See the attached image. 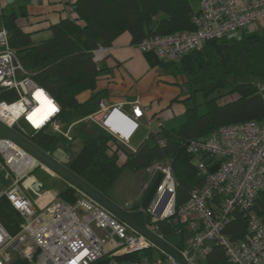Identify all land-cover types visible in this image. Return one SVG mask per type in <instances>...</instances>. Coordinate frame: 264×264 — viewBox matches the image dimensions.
<instances>
[{
	"label": "built area",
	"instance_id": "built-area-1",
	"mask_svg": "<svg viewBox=\"0 0 264 264\" xmlns=\"http://www.w3.org/2000/svg\"><path fill=\"white\" fill-rule=\"evenodd\" d=\"M63 6L67 14L72 11L67 4ZM192 21V29L144 38L136 44L137 48L143 53H154L162 61L177 62L207 40L238 37L245 29L264 21V0H201ZM109 50L110 47L100 46L94 51L107 54ZM255 86L264 96V80ZM0 88L12 89L16 95L11 101L0 99V121L23 135L49 131L73 142L74 127L89 123L135 150L130 139L146 111L138 98L128 102L130 114L121 111L119 104L100 100L91 113L69 123L61 122L59 104L26 71L9 44V32L4 27L0 28ZM41 103L45 109L38 116L42 118L34 122L30 114ZM21 121L30 131L21 127ZM157 143L164 144L162 139H157ZM186 150L194 156L201 178L199 185L184 203L176 206L171 163L155 161L148 166L145 190L157 173L162 174V179L144 210L146 226L158 233L157 223L172 216L187 223L191 235L179 249L195 264L209 254L213 241L223 246L232 264H264V213L259 214L254 206L264 190V119L219 126L206 137L189 140ZM47 152L65 165L69 161L61 146ZM39 166L33 156L12 141L0 139V197L9 201L21 219L19 230L13 235L0 224V264H11L15 256L28 264H96L104 257L107 260L97 264H180L167 256L119 260L118 256L152 246L79 192L75 203L54 198L40 205L49 192L42 191L44 185L34 174ZM30 193L37 197L30 198ZM124 207L134 209L129 204ZM237 211L245 217L247 232L243 238L233 240L224 233V227ZM109 240L113 247L105 251L103 246Z\"/></svg>",
	"mask_w": 264,
	"mask_h": 264
},
{
	"label": "trees",
	"instance_id": "trees-1",
	"mask_svg": "<svg viewBox=\"0 0 264 264\" xmlns=\"http://www.w3.org/2000/svg\"><path fill=\"white\" fill-rule=\"evenodd\" d=\"M60 2L70 6L72 11L50 27V36L45 39L36 40L31 33L20 28L14 14L4 19V25L9 32V44L16 50L26 71L59 104L58 118L63 123L97 108L100 92L96 91V81L100 69L96 60L98 52L94 51L96 48L110 47L122 32H128L131 42L137 44L151 36L192 29V17L197 12L189 0ZM252 27L238 37L207 40L177 62L159 59V63L169 66L185 79L191 92L189 99H193L196 92L202 94L207 109L198 113L196 106H186L185 121L178 128L164 129L161 126L156 132H149L134 151L126 150L105 131L89 123H79L74 127V141L80 145L74 148L72 142L70 152L64 145L69 147L71 143L49 131L34 132L29 137L49 152L63 145L69 155L66 165L110 198L111 190L125 168L144 172L155 161H169L176 181L175 205L179 206L201 181L194 156L186 150L187 142L206 137L222 125L264 119V96L257 92L255 86L256 82L264 80V25L257 29ZM85 92H90V96L80 101L78 96ZM15 98L12 89L0 88V99L11 101ZM157 139H162L164 144L160 146ZM59 195L69 203H75L79 197L77 191L67 184ZM139 205L137 203L132 208L137 209ZM254 206L259 214L264 213V190ZM20 222L17 211L5 197H0V224L13 235L19 230ZM157 224L158 233L178 248H183L184 243L181 245L169 239L177 236V228L184 232L183 223L172 216ZM246 232L245 217L237 211L224 227V233L236 240L243 238ZM142 256L166 258L153 247L117 258L129 261ZM106 260L104 257L97 263ZM11 264L28 263L15 256ZM199 264L232 263L227 260L223 246L213 241L209 254Z\"/></svg>",
	"mask_w": 264,
	"mask_h": 264
},
{
	"label": "crops",
	"instance_id": "crops-1",
	"mask_svg": "<svg viewBox=\"0 0 264 264\" xmlns=\"http://www.w3.org/2000/svg\"><path fill=\"white\" fill-rule=\"evenodd\" d=\"M189 1L197 11L201 0H194V4ZM12 14L20 28L31 33L34 39L41 40L50 36V27L58 23L63 15L66 16L67 11L60 0H0V28H5L4 19ZM96 60L100 69L96 81V91L100 92L98 101L119 104L121 111L130 114L131 107L128 102L138 98L146 107L145 113L139 119L138 128L142 126L148 133L151 130L156 132L161 126L165 129L164 122L160 121L161 117L170 118L173 115L174 111L170 106L178 103L175 101H180V95L183 94L175 72L169 66L159 63L154 53L140 52L137 45L131 42L128 32L120 33L113 40L107 54L96 53ZM180 78L183 81L181 75ZM89 96L90 92H85L80 94L78 99L83 101ZM179 103L185 105L184 102ZM132 146L136 148L138 145ZM123 147L131 151L124 145ZM140 172L139 188L132 202L122 203L112 190L111 198L122 206L129 204L132 207L140 204L147 191L143 187L140 188L141 183L146 181L143 179L145 171ZM181 223L184 224L185 230L181 233L179 229L176 238L177 243L182 245L191 235V229L187 223Z\"/></svg>",
	"mask_w": 264,
	"mask_h": 264
},
{
	"label": "water",
	"instance_id": "water-1",
	"mask_svg": "<svg viewBox=\"0 0 264 264\" xmlns=\"http://www.w3.org/2000/svg\"><path fill=\"white\" fill-rule=\"evenodd\" d=\"M2 138L9 139L19 148L33 156L43 168L49 171V173L57 176L68 186L109 212L112 216L125 224L131 231L144 237L152 247L163 255L180 264H195L190 262L176 245L146 226L144 210L153 198L162 179L161 173H157L152 180L140 202L139 208L127 209L106 194L100 192L86 180L74 173L67 165L58 161L47 151L36 145L29 136L19 133L0 121V139Z\"/></svg>",
	"mask_w": 264,
	"mask_h": 264
},
{
	"label": "rangeland",
	"instance_id": "rangeland-1",
	"mask_svg": "<svg viewBox=\"0 0 264 264\" xmlns=\"http://www.w3.org/2000/svg\"><path fill=\"white\" fill-rule=\"evenodd\" d=\"M191 1L194 4V2H193L194 0H191ZM261 25H264V21H259L257 24L252 25L253 26L252 29H257V28L261 27ZM175 74H176L177 81L179 82L180 86L182 87V93L183 94L180 95V99H181L180 101H175L178 103H176V104L173 103L170 106V109H172L174 111L173 115L170 118H165L163 116L161 117L160 121L164 122V127L166 129L178 128L185 121L184 108L186 106H192V105L196 106V111L198 113H203L207 109L204 98L200 92H196L193 99L188 98V95L191 93L189 85L187 83H185L184 78H183V81H181L179 73H177L175 71ZM179 102H181L182 104L184 102L185 105L182 106V105H180ZM20 124H21V127L23 129L30 131L29 127L23 121H21ZM147 134H148V130L144 129L142 126H140V128H138L137 131L132 135L130 143L132 145L137 146L143 139H145L147 137ZM147 141H148V139H147ZM73 142H74V144H73L74 148H76L80 145L76 141H73ZM66 143H68V144L71 143L68 145L69 147H67V145L66 146L64 145V147L69 152L72 151V141H69ZM120 145H122V144H120ZM61 147L63 149H65L63 147V145H61ZM34 174L42 181V183L44 185L42 191L43 192L44 191L49 192V194H46V195H48V197L44 198V200H43L44 202H41L40 205H42V204H44V203H46V202H48L54 198L64 199L59 195V191L64 187V184H66L64 181H62L57 176L52 175L51 173H49V171L47 169H45L41 166H39L34 171ZM140 176H141L140 171L134 172V171L127 169V168L123 171L120 179L117 181V183L112 188V192L116 196H118V199L122 203L124 201H131L132 202L135 199L137 189L139 188L138 183H139ZM144 182H145V180H144ZM144 182L141 183L140 188L143 187L142 184ZM29 196L32 199L37 197V195L34 193H30ZM169 239L172 242H175V243L178 242V239L176 237H170ZM111 247H113V243H112V241L109 240L105 243V245L103 246V249L105 251H108L111 249Z\"/></svg>",
	"mask_w": 264,
	"mask_h": 264
},
{
	"label": "bare ground",
	"instance_id": "bare-ground-1",
	"mask_svg": "<svg viewBox=\"0 0 264 264\" xmlns=\"http://www.w3.org/2000/svg\"><path fill=\"white\" fill-rule=\"evenodd\" d=\"M43 109H45V108H44V105H42V103H41L38 107L35 108L33 113L30 114L31 120L34 121V122H37L38 117L42 118V116H38V115H40V113L42 112ZM50 109H51V107H50ZM44 117H47V116L44 115Z\"/></svg>",
	"mask_w": 264,
	"mask_h": 264
}]
</instances>
